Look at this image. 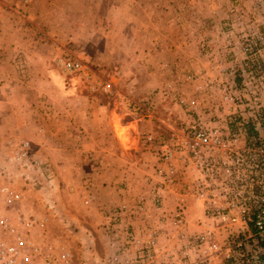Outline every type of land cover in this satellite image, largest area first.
<instances>
[{
    "label": "built area",
    "instance_id": "obj_1",
    "mask_svg": "<svg viewBox=\"0 0 264 264\" xmlns=\"http://www.w3.org/2000/svg\"><path fill=\"white\" fill-rule=\"evenodd\" d=\"M33 1L17 0L23 7ZM221 35L226 43L218 53L208 41L202 44L204 67L165 64L167 75L152 95L128 99L127 116L156 122V130L142 138L157 145L154 184L151 196L135 207L107 211L101 253L92 245L87 254L72 250L65 219L60 234L52 235L59 206L46 201V194L52 196L46 184L56 181L53 164L36 157L30 141L5 139L0 264H213L220 258L264 264V60L254 37L241 35L240 44L233 42L236 30L222 29ZM56 66L95 91V75L82 59L60 56ZM162 104L174 124L159 118ZM92 200L90 195L84 203ZM135 216L143 222L138 233L128 221Z\"/></svg>",
    "mask_w": 264,
    "mask_h": 264
},
{
    "label": "rangeland",
    "instance_id": "obj_2",
    "mask_svg": "<svg viewBox=\"0 0 264 264\" xmlns=\"http://www.w3.org/2000/svg\"><path fill=\"white\" fill-rule=\"evenodd\" d=\"M64 1L62 5L70 8L73 15H48L46 29L51 33L54 41L65 40L61 56L71 55L82 59L97 77L94 83L95 91L91 90L88 84L85 85L84 90L95 94L99 102L109 109L113 108L115 111L113 119L117 129L121 127L120 123L131 119L127 116L130 110L126 97L128 91L131 90V94L128 95L136 101L144 99L147 90L154 93L156 87L154 81L158 80L159 75L165 77L167 75L164 65H171L173 62V64H181L180 58L173 61V57L183 53L187 47H190L189 52L196 54L195 58L203 63L205 59L202 56V44L205 41L209 42L214 53H218V49L226 43L221 35L222 29L236 30L239 34L233 37V42L236 43L242 44L241 35H246V38L254 37L260 48V60H264V0ZM79 10H88L94 15H78ZM127 28L128 32L124 34L122 29ZM106 43H111L109 48L116 54L113 68H102L93 64L91 54H97L98 49L104 50L108 47ZM56 59L54 65L57 69ZM160 60L163 61L161 63L163 67L159 66ZM122 66L129 69L126 78L121 72ZM120 77L123 81H120ZM77 78L80 77H66L69 83L83 84ZM107 84L110 85V89L105 92L103 88ZM168 108L166 104L161 105L159 118L163 122L174 124L176 118L169 115L172 113L168 111ZM9 118L7 117V130L0 132V145L7 138L18 141L28 140L36 157L55 161L53 168L56 179L58 178L57 182L46 184V187L52 191V196L46 194V201L56 200L59 206L57 217L50 225L52 235L60 234L61 220L65 219L70 224L66 237L72 250L77 252L83 245L86 247L92 245L96 251L102 252L105 237L97 220L94 224L89 221L91 216L89 217L86 212L90 209V205H86L83 200L85 186L82 180L75 181L63 176L60 182L61 165L57 162L56 155L53 157L46 150V140H49L47 138L50 135L49 130L46 131L45 128L48 117L44 118L41 115L16 117L15 120L24 121V126L20 131L14 132L9 129L15 120L10 121ZM65 123L62 121L61 127H64ZM72 124L69 132L66 133L67 137H64V140L71 145L76 140L79 141L82 135L85 138L89 135V133L82 134L76 129L71 131L75 126L74 123ZM66 128L68 131L69 126ZM54 133L56 136L53 142H63V138ZM124 134L126 131L122 132V135ZM103 205L98 206L99 213L105 211L102 208ZM77 221H81L83 227H79ZM88 237L93 240V243H88ZM221 260L222 258L213 264H233L227 260Z\"/></svg>",
    "mask_w": 264,
    "mask_h": 264
},
{
    "label": "crops",
    "instance_id": "obj_3",
    "mask_svg": "<svg viewBox=\"0 0 264 264\" xmlns=\"http://www.w3.org/2000/svg\"><path fill=\"white\" fill-rule=\"evenodd\" d=\"M62 3L65 1L34 0L28 7H23L17 0H0V132L7 130V117H10V121L25 116L48 117L45 128L50 135L46 140V150L49 155H56L61 165L60 182L61 177L82 180L85 186L83 200L93 195L90 209L86 210L91 216V220H88L92 224L96 220L97 224H102L107 222L106 214L110 209L116 206L135 207L142 196H151L149 183L154 184L150 178L155 172L157 145H145L142 138L156 130V122L129 119L120 123L121 127L117 129L113 108L100 103L91 91H85L87 83L80 76H66L58 67L55 68L54 60L61 56L65 40L52 39L46 29V19L48 15H73L70 8ZM78 15L94 14L79 10ZM122 32L127 33L128 28L122 29ZM106 44L108 47L104 50L98 49L97 54H91L93 64L113 68L116 54L109 48L111 43ZM189 48L175 55L173 61L180 58L181 64L191 70L204 67V63L196 59V54H191ZM161 63L163 61L160 60L159 66ZM128 70V67H121L123 77ZM159 76L154 81V90L161 86L165 78L164 75ZM66 77H80L77 79L83 84L69 83ZM121 80L123 78L120 77ZM146 92L145 98L153 94L150 90ZM128 94H131V90ZM128 94L126 97L133 100ZM62 121L66 122L64 127H61ZM72 123L75 126L71 131L76 129L82 134L89 133L88 137L82 135L73 145L64 140ZM22 126L24 121L15 120L9 130L20 131ZM124 131L126 134L122 135ZM54 132L63 138V142H53L56 136ZM50 161L52 164L55 162L53 159ZM100 204H104L102 208L105 211L102 213L98 212ZM63 210L67 211L66 208ZM128 221L132 222L137 233L142 228L140 216ZM76 223L83 227L81 221ZM191 231L201 232L202 228L192 227ZM88 238L87 242L93 243ZM85 248L83 246L77 253L87 254ZM136 250L135 247L132 252Z\"/></svg>",
    "mask_w": 264,
    "mask_h": 264
}]
</instances>
